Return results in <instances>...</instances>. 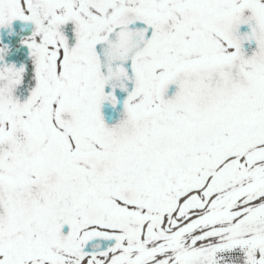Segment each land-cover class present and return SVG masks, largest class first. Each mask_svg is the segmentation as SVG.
Here are the masks:
<instances>
[{"label": "snow or ice", "instance_id": "1", "mask_svg": "<svg viewBox=\"0 0 264 264\" xmlns=\"http://www.w3.org/2000/svg\"><path fill=\"white\" fill-rule=\"evenodd\" d=\"M15 21L0 264H264V0H0Z\"/></svg>", "mask_w": 264, "mask_h": 264}, {"label": "flooded vegetation", "instance_id": "2", "mask_svg": "<svg viewBox=\"0 0 264 264\" xmlns=\"http://www.w3.org/2000/svg\"><path fill=\"white\" fill-rule=\"evenodd\" d=\"M7 38L3 45V46H7V52L4 56V61L0 62V66H2L4 63H7L9 66L15 64L18 69L21 67H26L27 71L25 73L24 85L17 92V95L20 96L21 99H23L24 96L27 95V90L30 87H33L35 83L32 78L33 66L30 59V53H28L27 49L24 50L21 49L22 47H18V48L15 47V43L17 42L16 38L13 39L12 45L8 43ZM246 48L249 50V52H251L252 50H254L255 45L254 44L246 45ZM18 51H22V52L18 53Z\"/></svg>", "mask_w": 264, "mask_h": 264}, {"label": "water", "instance_id": "3", "mask_svg": "<svg viewBox=\"0 0 264 264\" xmlns=\"http://www.w3.org/2000/svg\"><path fill=\"white\" fill-rule=\"evenodd\" d=\"M242 32H247L249 29L245 26L241 30ZM117 96L119 97L120 104L116 107H113L111 104L106 103L103 106L102 112L105 117L106 122L111 126L120 121L122 118V112H123V101L126 98V94L117 91Z\"/></svg>", "mask_w": 264, "mask_h": 264}, {"label": "bare ground", "instance_id": "4", "mask_svg": "<svg viewBox=\"0 0 264 264\" xmlns=\"http://www.w3.org/2000/svg\"><path fill=\"white\" fill-rule=\"evenodd\" d=\"M30 26V27H28V28H33V31H30V32H28V33H26V36L24 37V38H21V39H19L16 43H15V47H22L21 49H27L23 44H22V41L23 40H25L26 38H29L31 35H32V33L34 32V25H32V24H26V23H24V22H22V21H15L14 23H13V25L10 27V28H3V29H0V45H2L3 46V44L5 43V41H6V38L8 37L9 39L11 38L10 37V29L13 27H15V26ZM13 33L15 34V36H20V35H23L22 33H21V31L20 30H14L13 31ZM25 34V33H24ZM9 35V36H8ZM7 38V39H8ZM11 43V42H10ZM19 50V49H18ZM29 51V50H28ZM20 52H22V51H18V53H20Z\"/></svg>", "mask_w": 264, "mask_h": 264}]
</instances>
